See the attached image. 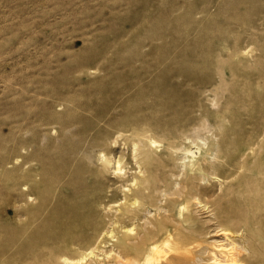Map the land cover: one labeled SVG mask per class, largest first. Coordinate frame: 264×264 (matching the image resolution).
Wrapping results in <instances>:
<instances>
[{"label":"rangeland","instance_id":"rangeland-1","mask_svg":"<svg viewBox=\"0 0 264 264\" xmlns=\"http://www.w3.org/2000/svg\"><path fill=\"white\" fill-rule=\"evenodd\" d=\"M121 119L156 136L158 177L217 146L211 194L247 147L264 157V0H0V264H119L116 209L142 175Z\"/></svg>","mask_w":264,"mask_h":264},{"label":"bare ground","instance_id":"bare-ground-1","mask_svg":"<svg viewBox=\"0 0 264 264\" xmlns=\"http://www.w3.org/2000/svg\"><path fill=\"white\" fill-rule=\"evenodd\" d=\"M132 122L121 119L109 125L116 126L119 136H123L125 124L134 126L125 131H130L137 142L133 143V157L142 174L133 176L129 187L123 185L125 200L122 206L115 208L117 231L111 245L115 261L119 264H264V231L260 229V222L264 223V184L261 183L264 170L260 164L264 157L257 158L253 155L254 148L247 147L242 153V163L231 170V174L224 173L226 179L221 180L220 190L215 188L217 193L211 194L208 183L203 182L208 175L219 179L229 164L208 158L212 155L222 159L217 146L213 150L206 149L196 161L194 153L188 149L191 157L184 164L179 181L164 170L165 165L162 176L158 177L159 161L154 158L156 136L150 135V128L142 125L147 122ZM92 142L97 145L94 139ZM174 142L169 141V149L176 148ZM111 163L113 160L105 159L104 168L109 169ZM116 165V174H121L120 162ZM152 208H155L154 214H151ZM195 211L206 214L207 220L198 224L200 219L197 222ZM131 220L143 222L138 223V229L124 226ZM213 237L222 239L210 243ZM94 253L91 251L88 256L98 254Z\"/></svg>","mask_w":264,"mask_h":264}]
</instances>
